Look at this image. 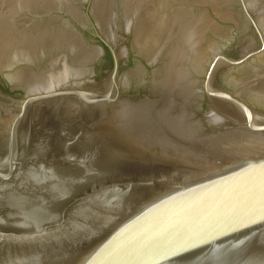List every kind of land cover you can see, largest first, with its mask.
Returning a JSON list of instances; mask_svg holds the SVG:
<instances>
[{
  "label": "water",
  "instance_id": "water-1",
  "mask_svg": "<svg viewBox=\"0 0 264 264\" xmlns=\"http://www.w3.org/2000/svg\"><path fill=\"white\" fill-rule=\"evenodd\" d=\"M0 264H264V0H0Z\"/></svg>",
  "mask_w": 264,
  "mask_h": 264
}]
</instances>
